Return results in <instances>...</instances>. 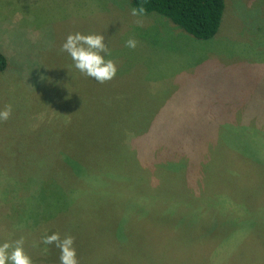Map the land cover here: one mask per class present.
I'll use <instances>...</instances> for the list:
<instances>
[{"label": "rangeland", "instance_id": "rangeland-1", "mask_svg": "<svg viewBox=\"0 0 264 264\" xmlns=\"http://www.w3.org/2000/svg\"><path fill=\"white\" fill-rule=\"evenodd\" d=\"M132 8L0 0V243L33 264H60L56 231L79 264H264V0H223L208 40ZM77 31L104 35L113 79L61 51Z\"/></svg>", "mask_w": 264, "mask_h": 264}, {"label": "clouds", "instance_id": "clouds-1", "mask_svg": "<svg viewBox=\"0 0 264 264\" xmlns=\"http://www.w3.org/2000/svg\"><path fill=\"white\" fill-rule=\"evenodd\" d=\"M145 12L143 5L131 9L133 16H141ZM125 45L135 48L137 41L130 37ZM61 51L67 52L74 62V66L81 73L91 77L99 83H104L113 79L117 72V64L110 57V49L105 44L103 34L89 33L83 34L79 31L70 33L61 46ZM13 111L11 104H6L0 109V120L9 119ZM24 238L20 237L14 241L0 243V264H33L31 257L24 248ZM44 245H55L60 250V264H79L75 247V237L71 234H61L56 231L44 235L41 238ZM35 247V243L33 244ZM45 253L49 251L47 247L43 249Z\"/></svg>", "mask_w": 264, "mask_h": 264}, {"label": "trees", "instance_id": "trees-1", "mask_svg": "<svg viewBox=\"0 0 264 264\" xmlns=\"http://www.w3.org/2000/svg\"><path fill=\"white\" fill-rule=\"evenodd\" d=\"M130 3L133 7L143 5L144 13H156L167 18L172 24L198 40H208L215 35L223 10V0H130ZM6 65V58L0 53V72ZM208 134L209 132L201 133V137ZM191 140L193 143L196 142L192 138ZM48 170L55 175L60 174V170L52 165ZM61 174L66 172L61 171Z\"/></svg>", "mask_w": 264, "mask_h": 264}]
</instances>
